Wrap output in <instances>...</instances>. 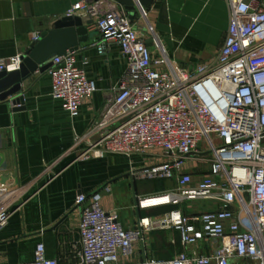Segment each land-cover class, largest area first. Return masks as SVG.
Returning <instances> with one entry per match:
<instances>
[{"label":"built area","instance_id":"obj_1","mask_svg":"<svg viewBox=\"0 0 264 264\" xmlns=\"http://www.w3.org/2000/svg\"><path fill=\"white\" fill-rule=\"evenodd\" d=\"M226 4L222 45L193 68L152 51L116 0H80L66 12L91 21L87 29L102 44L119 45L126 62L98 119L75 139V145L88 144L79 158L160 151L149 165L132 164V174L137 180L174 181L169 190L138 198L143 208L142 200L166 196L167 202L153 206L174 208L157 219L140 218L128 230L116 211L101 207L99 192L79 193L74 209L80 240L71 250L72 264H264V0ZM39 37L34 33L33 42ZM22 60L21 54L0 58V73L19 70ZM50 61V95L74 117L96 91L95 82L76 64L75 51ZM193 163L207 166L197 180L185 170ZM15 191L0 184V230L12 214ZM171 230L179 233L181 252L169 259L149 256L146 234ZM137 243L140 256L134 258ZM17 264L59 263L39 242L33 259Z\"/></svg>","mask_w":264,"mask_h":264},{"label":"crops","instance_id":"obj_2","mask_svg":"<svg viewBox=\"0 0 264 264\" xmlns=\"http://www.w3.org/2000/svg\"><path fill=\"white\" fill-rule=\"evenodd\" d=\"M78 1L0 0V58L24 55L33 34L51 28L52 22L66 16ZM135 4L138 6L130 16L145 41L151 40L147 44L150 49L164 51L183 67L193 68L211 59L224 41L226 0H153L147 8ZM75 59L96 85L76 116L71 117L62 102L50 95L51 77L46 71L21 83L17 95L23 109L17 110L18 105L9 99L0 101V184L16 188L10 198L12 214L0 230L1 264L32 260L39 242L44 243L47 257L59 264H72L71 250L79 247L80 240L79 212L74 209L79 193L99 192L101 207L116 211L121 227L127 230L136 227L140 218L157 219L174 208L162 211V206L140 208L138 204L139 197L154 196L174 186L173 180H137L132 174V164L149 165L160 151L131 158L116 153L79 158L88 144L84 140L75 145V139L84 137L98 119L112 88L126 71V62L120 46L102 44L98 33L79 45ZM185 170L197 180L207 166L193 163ZM156 232L166 233L164 242L176 244L181 252L177 231H152L145 236L149 256L150 238ZM139 256L137 243L134 258Z\"/></svg>","mask_w":264,"mask_h":264},{"label":"water","instance_id":"obj_3","mask_svg":"<svg viewBox=\"0 0 264 264\" xmlns=\"http://www.w3.org/2000/svg\"><path fill=\"white\" fill-rule=\"evenodd\" d=\"M129 12L134 10L135 3L141 7H149L153 0H116ZM79 16H63L51 24V28L43 31L35 42H32L19 70L0 73V101H7L18 105L17 110L23 109L22 98L17 95L21 89V83L36 72L43 73L51 64V58L55 55H62L66 51H76L79 45L87 42L97 32H88L87 24ZM151 40H146L150 44Z\"/></svg>","mask_w":264,"mask_h":264},{"label":"rangeland","instance_id":"obj_4","mask_svg":"<svg viewBox=\"0 0 264 264\" xmlns=\"http://www.w3.org/2000/svg\"><path fill=\"white\" fill-rule=\"evenodd\" d=\"M157 184H159L162 187L165 186L164 182H157ZM162 207H163L162 211H167V210L171 209V206H169V205H167V206L164 205ZM201 207H203V206H201ZM204 209H207V206H204ZM166 235L167 234L166 233L164 234L163 232H156V233L152 234V236L150 238L151 246H152V247L150 246V254L152 255V257H154V258H170V257H173L175 254L178 253L179 250H178V246L176 244L175 245H167L164 242V240L167 237ZM168 237H169V234H168ZM170 237L176 238L175 236H172V235H170Z\"/></svg>","mask_w":264,"mask_h":264},{"label":"bare ground","instance_id":"obj_5","mask_svg":"<svg viewBox=\"0 0 264 264\" xmlns=\"http://www.w3.org/2000/svg\"><path fill=\"white\" fill-rule=\"evenodd\" d=\"M167 197L166 196H160V197H155V198H150L146 200H142V204L144 206H153V205H158L167 202Z\"/></svg>","mask_w":264,"mask_h":264},{"label":"trees","instance_id":"obj_6","mask_svg":"<svg viewBox=\"0 0 264 264\" xmlns=\"http://www.w3.org/2000/svg\"><path fill=\"white\" fill-rule=\"evenodd\" d=\"M165 206H167V205H165ZM169 206H171V208H173L174 206H172V205H169Z\"/></svg>","mask_w":264,"mask_h":264}]
</instances>
